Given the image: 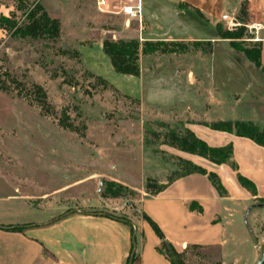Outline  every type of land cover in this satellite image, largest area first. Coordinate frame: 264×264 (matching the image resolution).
Instances as JSON below:
<instances>
[{
  "label": "rangeland",
  "instance_id": "obj_1",
  "mask_svg": "<svg viewBox=\"0 0 264 264\" xmlns=\"http://www.w3.org/2000/svg\"><path fill=\"white\" fill-rule=\"evenodd\" d=\"M19 1L0 0V12H15L24 20ZM25 1L40 2L61 20L62 32L56 40L32 39L0 29V175L35 180L42 207L87 208L133 224L141 218L147 183L159 184L151 176H162L169 166L172 179L196 165L186 159L192 153L172 144L173 133L184 135L196 123L264 122V64L253 60L259 48L255 0H227L228 18L222 22L144 1L143 11L163 20L175 35L159 39L179 45L171 46L177 52L141 55L139 76L114 70L97 42L102 27L120 23H99L88 0ZM228 32L243 33L230 39L224 36ZM35 83L47 93L49 113L36 101ZM65 115L75 130L61 126ZM109 182L123 196L104 198ZM81 185L88 186L84 192ZM243 223L257 232L251 216ZM247 238L246 244L230 246L237 253L225 263L219 251L202 248H191L183 259L187 264H255V245L262 254L264 244L250 232Z\"/></svg>",
  "mask_w": 264,
  "mask_h": 264
},
{
  "label": "crops",
  "instance_id": "obj_2",
  "mask_svg": "<svg viewBox=\"0 0 264 264\" xmlns=\"http://www.w3.org/2000/svg\"><path fill=\"white\" fill-rule=\"evenodd\" d=\"M144 1L88 0L99 23L113 19L120 23L112 29L102 27L97 42L100 48L103 49V40L108 36L141 41L175 37L168 24L143 11ZM151 1L177 13L187 8L215 22L224 21L228 14L227 0ZM127 5L139 9L140 14L133 18L123 13ZM253 5L264 64V0H255ZM254 123L264 127V122ZM188 127L210 147L232 146V158L222 164L186 153L187 160L216 174L222 189L214 186L208 174L198 172L169 179L170 167H165L162 176H151L165 188L157 193L143 192L141 218L133 224L87 208L67 212L61 206L52 210L42 207L34 193L41 186L35 180H26L25 176L17 174L0 175L4 182L0 184V264H127L133 253L136 256L133 264H171L159 252L162 240L145 216L161 228L178 252H188L197 245L219 251L223 263L229 255L237 253L230 246L247 243L248 232L254 239L258 236L259 245L264 244V206H258L264 199V147L251 138L215 130L205 124ZM239 176L248 185H242ZM87 187L81 185L82 191ZM27 188L32 189L27 192ZM244 216L253 218L257 232L245 227ZM17 225L27 227L23 231L4 228ZM259 249L256 244L253 263L261 256ZM239 255L234 254V257Z\"/></svg>",
  "mask_w": 264,
  "mask_h": 264
},
{
  "label": "trees",
  "instance_id": "obj_3",
  "mask_svg": "<svg viewBox=\"0 0 264 264\" xmlns=\"http://www.w3.org/2000/svg\"><path fill=\"white\" fill-rule=\"evenodd\" d=\"M17 9L24 11V20L19 21L15 12H13L9 16L0 12V29L9 31L10 33H12V35L20 36L23 38L30 37L32 39H40L47 37L48 39L56 40L60 37L62 32L61 20L59 18L52 17L40 2L29 5L27 1L20 0L19 4L17 5ZM242 33L243 32H228L224 34V36L225 38L234 39L239 38ZM178 45L179 43H177L176 41H165L161 39L145 40L141 42L139 39H115L112 36H108L103 40V52L109 58L116 72L129 76H139L141 72V55H149L159 51L163 53L177 52V49L171 46ZM253 60L258 65L262 64L260 45L257 50V55ZM88 74L94 77L97 81L108 84L101 75H97L90 71H88ZM13 82L17 83V85H21V83L16 79H13ZM1 88L8 89L6 84L2 81ZM32 88L33 92H35L37 103L42 107V109L49 113L50 104L48 103V96L45 89L41 85L36 83L32 85ZM68 119L69 117H67L66 115L61 117V126L65 129L75 130L74 125L70 123ZM209 127L215 130L226 131L239 136L251 138L256 143L264 147V127L261 128L252 122L236 121L235 123H233L230 121H222L209 125ZM172 137L173 145H177L184 151L199 155L217 164L229 162L233 155L232 146L218 148L210 147L205 141L198 138L195 133L189 129L186 130V133L184 135L179 136L173 133ZM194 172L208 174L214 186L218 190L222 189V185L218 176L214 173H208L204 168L200 166L191 164V167L187 169L184 174L186 175ZM239 180L242 185L246 186L247 181L242 176H239ZM115 187V183L109 182L105 192L103 193V196L112 198L123 196V193L115 189ZM164 188V185H159L157 183H153L152 181H149L146 185L147 192L150 193H157ZM260 202L264 203V199H262ZM106 216L123 221L112 215ZM145 219L151 224L155 233L162 240L161 245L158 249L159 252L164 254L169 259L171 264H187L183 259L186 252H178L174 245L166 239L161 228L148 216H145ZM26 227L27 226L24 225H17L4 228L13 231H23ZM198 247L199 246L197 245L194 246V248ZM135 257V253L131 254L127 264H133L135 261Z\"/></svg>",
  "mask_w": 264,
  "mask_h": 264
},
{
  "label": "built area",
  "instance_id": "obj_4",
  "mask_svg": "<svg viewBox=\"0 0 264 264\" xmlns=\"http://www.w3.org/2000/svg\"><path fill=\"white\" fill-rule=\"evenodd\" d=\"M122 12L127 14L130 17H133V18L137 17L140 14L139 9L135 10L134 6H132V5H127V6L123 7ZM227 18H228V16L225 15L224 20H226ZM230 23H232L231 20H230ZM256 28L258 29V27H256Z\"/></svg>",
  "mask_w": 264,
  "mask_h": 264
},
{
  "label": "water",
  "instance_id": "obj_5",
  "mask_svg": "<svg viewBox=\"0 0 264 264\" xmlns=\"http://www.w3.org/2000/svg\"><path fill=\"white\" fill-rule=\"evenodd\" d=\"M258 206H264V203H261ZM248 214H249V211L247 212V215ZM255 264H264V252H262L259 260Z\"/></svg>",
  "mask_w": 264,
  "mask_h": 264
}]
</instances>
